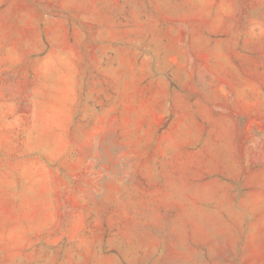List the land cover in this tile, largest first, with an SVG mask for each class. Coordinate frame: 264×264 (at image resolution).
I'll return each mask as SVG.
<instances>
[{"label":"rangeland","instance_id":"1","mask_svg":"<svg viewBox=\"0 0 264 264\" xmlns=\"http://www.w3.org/2000/svg\"><path fill=\"white\" fill-rule=\"evenodd\" d=\"M0 264H264V0H0Z\"/></svg>","mask_w":264,"mask_h":264}]
</instances>
